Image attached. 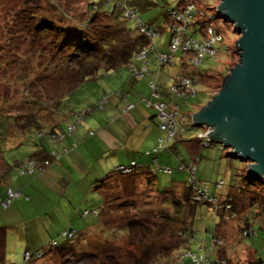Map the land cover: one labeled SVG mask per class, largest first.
I'll use <instances>...</instances> for the list:
<instances>
[{
  "label": "trees",
  "instance_id": "obj_1",
  "mask_svg": "<svg viewBox=\"0 0 264 264\" xmlns=\"http://www.w3.org/2000/svg\"><path fill=\"white\" fill-rule=\"evenodd\" d=\"M30 1L31 0H25V2H19V4L15 5L14 9L9 8L0 16V22L2 21V24L0 25V49L6 45L8 46V50L0 52V68H5V71L9 70L8 76L6 73L0 74L1 87L6 89L13 87L15 90L14 93H19L17 92V89L18 87H22L19 94L24 98L22 99L19 97V99H17V95L13 96L12 94H9L8 98L4 95L0 97V105L6 109L2 111L0 108V156L9 168L11 167V170H14L18 176L33 177L38 172L44 171L48 166L55 165L59 162L61 157L73 152L78 143L73 141L69 144H65V141L72 135L77 125L86 115L98 114L101 110H105L106 112L107 109L112 106V98L116 97L122 99L125 97L127 99V102L121 106V112H126L136 106L137 103L129 101L130 92L124 88L117 90L96 89L94 90V99L90 96L93 101L87 103L84 108L80 109L79 106L75 107V104L71 105L69 95L73 91L85 86L86 83L93 82L95 84L94 81L95 79H98L97 77L99 75H101V71H104L105 74H107L108 71L123 66L127 69V76L126 79L124 78V83H129L131 86L139 82L143 77H146L148 95H142V102L146 103V108L153 109L157 126L162 132H166V130L160 128V121L157 117L158 110L151 104L156 98L151 94L152 88L150 83H154L157 86L155 89L157 99L165 103V110L169 111V104L172 103L178 105L180 113L189 115L194 111L191 103L187 102L189 96L185 99L174 95L171 96L170 87L178 80L179 76L191 77L197 83V86L199 83L204 84V81L210 76H208L209 74L207 72H202L198 69L200 62L204 55L210 57L214 56L204 53L199 63L197 65H190L193 68L189 69L181 62L182 55H176L179 52H182V54L184 53L181 48H177L176 51L172 52L171 63H162L158 55L161 53L170 55L171 37L174 34H180L183 40L192 39L201 42L205 39V28L201 26V23L206 22L204 19L205 8L203 6L198 7L195 5V7H198L203 11L204 15L199 17L198 20H195L192 23V26H187L183 30L181 28L180 32L177 33L173 29L176 20L171 13L173 11L177 12L178 9L190 0H178L175 4L167 5L164 8L165 27L163 28L159 25H153L150 22L143 20L140 15H138L140 8L137 5V2L140 0H118L112 5L104 1L86 0L85 6H83L81 10L76 11V13L65 11L54 0H48L50 1V4L53 2V5H51L52 7H55L54 9L60 11L59 13H56V16L49 14L48 10L44 9L42 4L36 3L35 6L30 5ZM120 5H124V8L135 10V17L131 18H136V32L131 31L124 24V20L130 17L124 16V8L120 7ZM211 10L215 11L214 7H211ZM191 11L190 14H192ZM216 15L218 14L216 13ZM7 19H11V21L8 23ZM207 24L208 23H204L203 25L207 26ZM141 27H144L145 31H156L157 35L154 37L147 36L145 32L140 30ZM167 27L169 29V36L166 40L167 50H162L160 48L161 44H158L156 41L161 32L164 31L165 28L167 29ZM213 29L216 34L220 35L218 40L212 42V47L215 48L218 55L215 43L222 40V35L216 27H213ZM144 50H146L145 56L139 58L138 54ZM153 52L155 53L153 57H151ZM136 61L138 64L135 63ZM169 64L172 66L167 68ZM176 64L179 66V71L177 72L174 71L173 68ZM143 66H145L146 70L142 71L141 74L133 73V70L138 71ZM170 76H172V78H170ZM95 87L96 85H94L93 88ZM12 105H15V107H12ZM129 105L131 106L129 107ZM18 108L23 109L24 111L20 112L17 110ZM187 119L188 120L178 123L177 128L179 131L176 132L173 137L187 131L184 129L186 121L189 126L194 127L190 118ZM112 120H114V116H107L105 121L110 122ZM9 125H12L14 128V132L11 134L7 131ZM71 126H73V128L70 130L69 127ZM200 131H196V136L192 140L200 142L202 146H210L212 141L209 142L208 145H204V139L197 136ZM93 134L94 132L92 130L87 132L88 136H92ZM167 140L170 139L167 138ZM158 141L160 145L164 141V138L160 137L158 138ZM21 146L29 148V152L20 156L18 159H14V155L10 158H8L9 155L6 156L5 152L7 150H20ZM36 146H40L39 149L36 148L35 150L34 147ZM154 147H156V145ZM153 148L152 151L147 152V154H153V156L144 170L138 171L136 162L131 160L126 164L116 165L113 167L112 171L92 182L93 190L90 191V193L93 194V196H96L95 201H100L91 208L79 210L77 212L78 218L76 217L77 220L74 224L77 226L83 218L88 220L90 215H93L94 217L92 221L83 220V222L78 225L79 227H75L73 224L62 228L61 225V228L55 233L60 234V236L67 241L65 244L58 247L57 241L53 239L48 242L44 249L34 252L25 251L28 252L30 256L27 260L22 256L20 264H42L39 262L43 258L51 256L57 252L68 250L69 247H73V243L68 241H72L76 236V233H80L81 236L85 233L86 236L93 233H103L101 232V228L105 225L104 219L106 218V211L107 208L108 210L111 208V203L108 202L109 195L103 194V185L108 179L116 177L118 180H123L137 172H150L155 178L156 187H158L156 175L153 171L157 168L161 170L164 165H158V158L156 155L159 150L157 149V151L154 152ZM154 157L156 158V162H154ZM27 159H32L34 165H27V168H25L23 164ZM132 162L134 163L133 169L129 173H123L120 168H132ZM189 162H194L196 164L195 159L193 158L190 159ZM189 162L180 164L187 165ZM28 168L31 170H28ZM168 168L172 171V167ZM192 177L195 183L201 186L200 182L195 177V171ZM245 180L247 183L245 189L250 185L252 186L255 183H260V179L252 180L247 176V173ZM220 182L222 183L219 184V186V182L216 183L217 188H221L223 181L221 180ZM190 184L191 183L186 180L181 184L184 186V191L187 195L185 198L186 200L190 196L192 197L193 189ZM173 185L177 184L171 182L167 187ZM167 187L164 188L167 189ZM7 189L19 192L17 197L23 195L21 191H18L11 186H6L5 195L0 196V199L6 198ZM207 191L209 193L208 189ZM230 192L229 188L224 195L219 197L209 193L214 202L200 200L198 202H192L194 204H191L190 206L196 207L195 204L201 205L207 203L206 205L212 207L214 212L219 215L220 219H226L227 213V216L231 217L234 216L236 211L233 209V200L237 195H233ZM83 194L86 196V191H84ZM17 197L13 198L6 206H1L0 204V207L6 208L10 206L13 200ZM24 197L25 199H29L26 195H24ZM91 201L94 200L91 199ZM225 204L230 205L229 209L225 208ZM116 207L120 208L123 206L116 204ZM185 207L186 208L181 210H175L174 208L173 215H169L168 213L161 215L165 224L170 225L171 229H177L175 238L183 241L181 247L186 246L187 241H189L193 235L192 221L194 218L188 219L186 217V210L189 206ZM124 219V226L121 231L125 233L124 237L130 240L134 239L132 236L136 235L138 231L143 232L147 229V226L150 225L148 222L139 218L138 215H135V217L127 216V218ZM218 226L219 224L216 225L211 233L212 245L216 246L217 243H213V238L219 239V236L216 234ZM251 231L254 233L252 228ZM68 233H71V235ZM0 234L3 233L1 232ZM110 236L112 235L110 234ZM178 244L179 242L174 245V254L176 252L189 250V248H184L182 249L183 251H177V248L180 247ZM95 247H98L97 251L102 253L99 248L103 247V245L99 244ZM74 248V251L78 250L76 247ZM207 250H212V247H208ZM38 252L41 253V255L36 257L35 254ZM88 252H91V250ZM201 253L202 252H200V254ZM203 256L206 260H209L204 253ZM204 261L205 260L202 262ZM217 261L221 262L219 259H217ZM43 263H46V261ZM157 264L160 263L157 262ZM188 264L195 263L189 258Z\"/></svg>",
  "mask_w": 264,
  "mask_h": 264
},
{
  "label": "rangeland",
  "instance_id": "obj_2",
  "mask_svg": "<svg viewBox=\"0 0 264 264\" xmlns=\"http://www.w3.org/2000/svg\"><path fill=\"white\" fill-rule=\"evenodd\" d=\"M54 1L58 3L63 10L71 13H76V11L81 10L86 4V0ZM96 1H104L112 5L118 0ZM177 1L178 0H140L137 2V5L140 8L138 15H140L143 20L148 21L153 25H159L163 28L165 27L164 8L167 5L175 4ZM193 1L196 6H203L205 8L204 19L206 22L204 23L216 27L222 35V40L215 43L218 55L216 57L204 55L198 68L202 72H207L210 77H207L204 84L199 83L197 86L198 91L187 98V102L191 103L195 111L218 92L224 78L229 73L230 68L235 66L239 61L240 56L239 51L235 46V42L239 35L234 30L233 25L216 15V11L211 10V7H214L215 9V6L220 0ZM19 2H25V0H0V16L3 15L7 9H14L15 5L19 4ZM30 2L29 4L33 6H35L36 3L42 4L44 9H47L48 13L52 16H56V13L60 12L59 10L54 9L55 7H52L53 2H51V5L48 0H31ZM10 21L11 19H7L8 23ZM191 23L187 25L184 21L182 24H184V26L185 24L190 26L192 25ZM204 23H201V26L205 28L206 26L203 25ZM1 24L2 21L0 22V25ZM124 24L131 31L136 32V18H128L124 20ZM178 25H180V22ZM168 31V27L167 29L165 28L156 41L158 44H161L160 48L162 50H167L166 40L169 36ZM6 50H8L7 45L2 47L0 52H5ZM154 53L155 52L151 54V57H153ZM176 55H182L181 62L186 68H193L190 66L192 64L189 62L191 51L183 54L182 52H179ZM135 63L138 64L137 61ZM171 66L172 65L169 64L167 68ZM173 68L174 71H179V66H177V64ZM5 73L8 76L9 70L5 71V68H0V74ZM100 74L101 75L97 77L98 79H95V84L93 82L86 83L85 86L73 91L69 95L71 105L75 104V107L79 106L80 109L84 108L87 103L93 101L91 100V97L94 99V90L96 89H121L125 84L124 78L126 79L127 69L120 66L117 69L108 71L107 74H105L104 71H101ZM170 78H172V76H170ZM146 82L147 78L143 77L139 82L134 84L135 88L139 91L147 89ZM94 85H96L95 88H93ZM130 85L131 84H129V86ZM21 89L22 87H18L17 92L20 93ZM14 92L15 90L13 87L6 89L1 87L0 83V97L4 95L8 98L9 94H12L13 96L17 95V99H19V97L22 98L19 93ZM143 105L147 106L145 102H143ZM12 107H15V105H12ZM0 108L2 111L6 110L3 106ZM147 109L150 112L152 108ZM17 110L20 112L24 111L19 108ZM103 114H105V110H101L98 114L86 115L77 125L72 137L70 136L71 138L69 139L75 140L74 142H77L78 145H80L82 143V140H79L81 139L80 135H87L89 128L93 127L96 117L102 116ZM118 120L123 123L122 119ZM124 124L125 123H123V125ZM184 125V129L187 131L182 132L184 134L183 136L190 137L186 138L185 140L187 141L183 142L173 141L176 140L175 138H177V136L171 137L170 140H167V133L165 131H159L162 135L160 136L164 138V141L160 144V148H158V165H165L168 163L174 168L176 167V164L180 162L179 160L185 161L182 163H187L190 159H195L197 165L195 177L202 187L209 190L210 194L219 197L224 195L230 188V191L237 195L233 200V209L234 211L236 210L234 216L229 217L227 216V213L226 219H220L219 215L214 212L213 208L206 205L207 203L201 205L195 204L196 207H191L190 205L194 204L192 202L198 201L194 200L191 196L186 200L185 198L187 195L184 191V186L178 184L185 182L187 178L186 171L172 169L169 174L163 173L157 168L153 173L156 175L158 187H156L155 178L150 172H137L123 180H118L116 177H112L103 185V194L109 195L108 202L111 203V208H109V210L107 208L106 211V218L104 219L105 225L101 228V232L103 233H93L88 234L87 236L86 233L82 236L80 233H76L73 240L68 241L73 243V247H69L68 250H64L63 252H57L51 256H47L39 263L157 264L158 262L160 264H183V261L177 259V255L173 253L174 245L179 242L178 246L180 245V247L177 248V251H183L182 249L189 248L192 252H196L197 255H203L204 253L205 256L209 258V260L200 262V264H264V177L258 178L260 179V183H255L245 189V186L247 185L245 182V176L247 173L246 163L233 155H229L226 151L229 149L220 143L212 141L210 146L205 147L202 146L200 142L192 140L196 136V131L202 130L203 127H191L187 121ZM123 130H125L124 127ZM7 131L10 134L13 133V126L9 125ZM132 132H135L134 128L132 129ZM155 145H159L158 140L146 150H140L143 153H141V155L138 154L137 158L144 159L141 164L146 166L150 163L153 154L150 155L147 154V152L152 151V148ZM83 146L84 142L80 147ZM27 152H29V148L21 146L20 150H7L5 153L6 156L9 155L8 158L14 155V159H18ZM112 169V167L108 168L106 174L112 171ZM172 180L176 181L177 185L167 187ZM221 180L223 181V184L221 188H217L216 183ZM79 181L80 180H77V184ZM83 184L84 183H82V185ZM164 187H167V189ZM75 195L77 194L75 193ZM87 201L88 199L86 198L85 202ZM99 201L100 200H98L97 203H99ZM116 204H120L123 207H116ZM185 206H189L186 210V217L188 219L194 218L192 221L193 235L190 240L187 241L186 246L181 247L183 241L175 238L177 229H171L170 225L165 224L161 215L167 213L173 215L174 208L175 210H181L186 208ZM135 215H138L139 218L148 222L150 225H148L147 229L143 231L144 233L138 231L136 235L132 236L134 239L130 240L124 237L125 233H123L121 229L124 226V218H127V216L135 217ZM89 217L88 220L84 218L83 220L92 221L94 218L93 215H90ZM83 220L81 222H83ZM246 221L249 222L248 224H250V226H245ZM217 224H220L216 230V234L219 236L220 240L218 238L216 239L218 240L216 246L212 245L211 233ZM61 225L62 228H65L71 224L63 223ZM78 225L75 226L74 224L73 226L79 227ZM251 228L254 230V233L243 234L244 231H250ZM110 234L112 236H110ZM53 239L57 241L58 247L67 242L62 236H60V234H56L55 232L48 235V241ZM213 243L216 244V241ZM99 244L103 245V247H100L101 249L99 248L102 253L97 251L98 247H95ZM210 246L212 247V250H207ZM74 247L78 250L74 251ZM90 250L91 252H88ZM200 252L202 253L200 254ZM217 253L219 255V260L221 261L218 263H216ZM184 260H186L185 264L189 263V258ZM44 261H46V263H43ZM20 263L21 262L17 264Z\"/></svg>",
  "mask_w": 264,
  "mask_h": 264
},
{
  "label": "crops",
  "instance_id": "obj_3",
  "mask_svg": "<svg viewBox=\"0 0 264 264\" xmlns=\"http://www.w3.org/2000/svg\"><path fill=\"white\" fill-rule=\"evenodd\" d=\"M122 88L130 92L129 101L137 103L136 106L121 112V106L127 99L112 98V106L105 114L96 117L93 127L89 128L94 134L80 135L79 140L84 142V146L80 147L82 143L77 145L73 152L61 157L55 165L48 166L33 177L18 176L0 156V196L5 195L6 186L23 194L13 200L10 206L0 207V233H3L0 234V264L21 262L25 251L44 249L49 242L48 235L57 232L61 224L73 225L79 210L91 208L98 202L95 201L96 196L90 193L93 190L92 182L104 176L108 168L134 160L138 171L145 169L146 166L141 164L144 159H138L137 156L162 135L159 133L154 111L151 109L149 112L142 102V97L148 95V89L139 91L135 85L129 86V83H125ZM107 116H114V120L106 122ZM117 118L122 119L125 124ZM183 135L177 134L173 141L183 142L190 137ZM69 138L65 144L75 141ZM78 147L80 148L77 149ZM156 156L159 162L158 154ZM178 164L174 168L168 163L164 166L175 169ZM77 180H80L78 184ZM171 182L177 184L176 181ZM84 191L87 197L84 196ZM230 193L235 195L232 191ZM24 195L29 199H25ZM80 197L82 198L79 199ZM86 198L90 203L85 202ZM248 223L246 221L245 226H250ZM185 263L183 260V264Z\"/></svg>",
  "mask_w": 264,
  "mask_h": 264
},
{
  "label": "water",
  "instance_id": "obj_4",
  "mask_svg": "<svg viewBox=\"0 0 264 264\" xmlns=\"http://www.w3.org/2000/svg\"><path fill=\"white\" fill-rule=\"evenodd\" d=\"M215 11L239 37V61L218 92L191 113L207 139L246 163L252 180L264 177V0H220Z\"/></svg>",
  "mask_w": 264,
  "mask_h": 264
},
{
  "label": "built area",
  "instance_id": "obj_5",
  "mask_svg": "<svg viewBox=\"0 0 264 264\" xmlns=\"http://www.w3.org/2000/svg\"><path fill=\"white\" fill-rule=\"evenodd\" d=\"M120 7L124 8L125 6L120 5ZM123 11H124V16L130 17V18L135 17V13H136L135 10L131 8H124ZM190 11L192 12V14H190ZM171 15L175 17V20H176V22L173 25V29L177 33H179L181 28L182 30L185 29L188 24H190L191 22L193 23L195 20H197V18L203 16L204 13L198 7H195V4L193 3V1L190 0L189 2H186L180 9H178L177 12L173 11ZM184 21L187 24V25L185 24V26L184 24H182ZM179 22H180V25H178ZM140 30L145 32V34H147V36L149 37H154L157 35L156 31L154 32H150L149 30L145 31L144 27H141ZM219 38H220V35L216 34L213 27L210 25H207L205 27V39L201 42L195 41L192 39L183 40L180 34H174L171 37L170 55L161 53L158 55V57L162 63L164 62L171 63L172 62V52L176 51L177 48H181V50L184 53L191 51L189 62L192 65H197L204 53H208L209 55H212L214 57L217 56V51L215 50V48L212 47V42H214L215 40H218ZM145 51L146 50L141 51L138 54V57L143 58L145 56ZM144 70H146L145 66L141 67V69L138 71L133 70V73L141 74V72ZM150 86L152 88L151 94L154 98H156L155 101H153V103L151 104L158 110L157 117L160 121V128L166 130L168 139L173 137L176 134V132L179 131V129L177 128L178 123L187 120V118H190V121L193 125V121L191 119V113L189 115L185 113L184 114L180 113L178 110V105L170 103L169 104L170 110L169 111L165 110L166 108L165 103L157 99V93L155 91L157 86L154 83H150ZM197 91H198L197 83L191 77H188V76H182V77L179 76L178 80L175 81L170 87L171 96L174 95L179 98L183 97L184 99L187 98L188 96L195 94ZM130 106L131 105H129V107ZM202 127H203L202 130L197 134V136L199 138L204 139L203 141L204 145H208V143L211 142L210 139H207V133L209 132L210 128L207 126H202ZM72 128L73 126L69 127L70 130ZM158 148H160V145L154 147L153 151L156 152ZM154 162H156L155 157H154ZM131 164H132V168L122 167L120 169L122 170L123 173H129L133 169L134 163L132 162ZM23 165L25 166V168H27V165L33 166L34 161L32 159H27V161ZM177 169L185 170L188 173L186 181L191 183L190 185L193 189L192 197L194 200H197V201L205 200L207 202H214L213 199L210 197L207 189L202 188L201 186L197 185L195 181L192 179L193 173L196 169V164L194 162H189L187 165L185 164L183 165L179 163L177 166ZM28 170H31V169L28 168ZM161 170L164 173L171 172V169L166 166H163ZM221 183L222 182H219L218 186ZM6 192H7L6 198L0 199L1 206L8 205L13 198L19 195V192H16L11 189H7ZM229 207H230L229 204H225L226 209H229ZM251 233H252L251 230L243 232V234H251ZM68 234L71 235V233H68ZM213 241H216V243H218V240H216V238H213ZM39 255H41V253L39 252L35 254L36 257H38ZM175 255H177L178 257L177 259L181 261H183L185 258L188 257L195 264H199L203 260H206V258L203 255H197L196 253H193L189 250H186L184 252H176ZM23 256H24V259L27 260L30 255L28 252H24Z\"/></svg>",
  "mask_w": 264,
  "mask_h": 264
}]
</instances>
